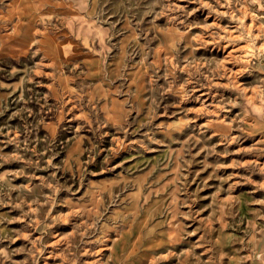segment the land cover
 <instances>
[{
	"label": "rangeland",
	"instance_id": "1",
	"mask_svg": "<svg viewBox=\"0 0 264 264\" xmlns=\"http://www.w3.org/2000/svg\"><path fill=\"white\" fill-rule=\"evenodd\" d=\"M0 264H264V0H0Z\"/></svg>",
	"mask_w": 264,
	"mask_h": 264
}]
</instances>
